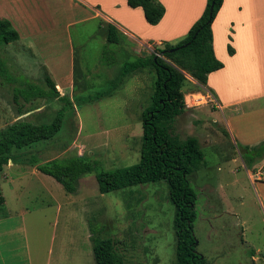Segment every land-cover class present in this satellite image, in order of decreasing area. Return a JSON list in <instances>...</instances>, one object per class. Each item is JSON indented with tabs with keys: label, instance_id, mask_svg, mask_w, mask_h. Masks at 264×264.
I'll return each mask as SVG.
<instances>
[{
	"label": "rangeland",
	"instance_id": "374dc122",
	"mask_svg": "<svg viewBox=\"0 0 264 264\" xmlns=\"http://www.w3.org/2000/svg\"><path fill=\"white\" fill-rule=\"evenodd\" d=\"M69 12L58 19L61 22L54 38L62 37L54 42L51 58L56 59L54 72L60 81L69 74L72 50L84 59V64H78L75 83L69 81L61 87L75 107L66 110L63 127L54 138L38 142L25 152L37 154L41 162L82 155L96 163L95 169L81 176L77 190L69 192L36 166L14 163L0 173V187L8 195L11 210L20 206L17 194L29 208L25 226L37 251V264H96L91 226L100 237L117 240L126 264H176V209L167 183L150 182L101 193L96 178L98 171L140 161L142 115L151 102L156 75L149 69L139 70L111 95L98 99L97 95L111 89V81L118 79L124 61L149 55L163 44L144 47L134 41L127 49L124 43L110 44L105 28L102 36L97 35V20L81 21ZM75 14L83 15L81 11ZM106 46L116 52L117 63L102 62ZM0 58L9 74L21 82L48 88V70L38 53L21 40L0 46ZM186 75L190 80L184 82L183 90L190 94L186 105L192 106L176 118L172 132L180 139L197 137L205 154V165L190 175L198 193L194 223L198 251L207 264H264V198L249 177L241 153L226 137L224 131L229 129L220 109L214 110L211 100L198 93V81ZM18 85L0 75V128L20 117L37 124L52 122L64 106L57 98L40 97L29 103L24 97L16 100L14 89ZM19 108L23 115H19ZM257 168L256 163L251 173ZM6 176L23 184V192L12 191Z\"/></svg>",
	"mask_w": 264,
	"mask_h": 264
},
{
	"label": "trees",
	"instance_id": "16d2710c",
	"mask_svg": "<svg viewBox=\"0 0 264 264\" xmlns=\"http://www.w3.org/2000/svg\"><path fill=\"white\" fill-rule=\"evenodd\" d=\"M131 7H141L146 20L152 25L158 24L164 16L165 6L158 0H127ZM224 0H208L200 19L190 28L186 37L177 44L164 42L156 46L146 56H137L123 62L118 79L111 81V89L100 92L101 96L111 95L113 90L124 85L128 78L142 69L154 71L156 77L151 102L144 108L142 115L143 142L140 161L136 164L111 170H101L96 174L101 193H110L150 182L165 181L169 188V198L176 209L174 229L176 233V264H207L205 256L198 251L195 234L197 218L196 203L198 193L191 185L190 175L205 165V154L197 137L180 139L172 132L176 118L186 111V92L183 85L191 75L201 85L199 92L207 84L208 75L224 66L215 55L213 47L212 23ZM18 31L10 20L0 18V46L17 41ZM107 41L119 44L121 39L118 28L109 23ZM230 53L233 48L229 47ZM118 58L115 51L106 46L102 62L115 64ZM0 75L15 86V99L24 97L25 102L36 98H57L64 103L52 122L34 123L24 118L0 128V173L10 161L36 166L39 171L53 176L69 192L77 190L78 179L94 171L96 163L88 157L73 155L56 157L41 162L39 156L25 152L38 142L54 138L62 129L65 112L75 104L57 89L50 75L45 81L48 88L43 89L30 82H21L9 74L0 58ZM19 115H23L19 108ZM226 133V131H224ZM228 134V133H226ZM244 155L246 164L253 163V154H264V142ZM4 197L0 195V203ZM92 227L93 252L96 264H126L117 240L112 237H100Z\"/></svg>",
	"mask_w": 264,
	"mask_h": 264
},
{
	"label": "crops",
	"instance_id": "0c3cea01",
	"mask_svg": "<svg viewBox=\"0 0 264 264\" xmlns=\"http://www.w3.org/2000/svg\"><path fill=\"white\" fill-rule=\"evenodd\" d=\"M158 1L165 6V13L156 25L147 22L141 7H131L127 0H0V18L10 20L20 35L18 40L38 53L42 66L48 70L63 95L61 87L69 81L75 83L78 64H84V59L72 50L69 74L62 81L58 79L54 72L58 65L54 61L56 59L51 58L54 42H57V37H62L54 38L58 22H61L58 19L67 17L71 10L81 21L97 20L99 36L105 33L103 28L107 31L108 24L112 23L118 28L119 44L124 43L126 49L133 47L134 41L144 47L151 43L177 44L200 19L208 3V0ZM64 2H67L66 5H63ZM77 11L83 15H76ZM263 11L264 0H224L212 23L214 52L224 66L208 75L202 91L204 94L198 93L211 100L214 110L220 109L232 133L231 137L229 130L225 129L228 133H225L226 137L241 153L240 159L249 177L259 186L264 198V181L255 180L250 170L256 163L258 168L264 167V154H253L251 165L246 164L244 157L250 153V149L264 142ZM71 42L74 44L73 40ZM230 46L233 53L229 51ZM189 95L186 94L187 102ZM189 106L192 105L189 104L187 108ZM258 131H262V134L257 135L260 133ZM12 164L10 161L7 166ZM5 178L12 191L21 189L23 192L22 188H26L18 181L9 179V176ZM0 195L4 197V202L0 203V264H37V251L30 244L25 226L28 206L22 204L21 194H17L16 201L20 202V206L11 210L8 195L1 187ZM15 215H18L16 219Z\"/></svg>",
	"mask_w": 264,
	"mask_h": 264
},
{
	"label": "built area",
	"instance_id": "2783aa9c",
	"mask_svg": "<svg viewBox=\"0 0 264 264\" xmlns=\"http://www.w3.org/2000/svg\"><path fill=\"white\" fill-rule=\"evenodd\" d=\"M161 44V43H160ZM255 180L264 181V167L258 168L252 176Z\"/></svg>",
	"mask_w": 264,
	"mask_h": 264
}]
</instances>
